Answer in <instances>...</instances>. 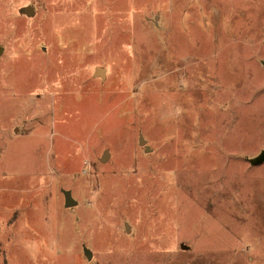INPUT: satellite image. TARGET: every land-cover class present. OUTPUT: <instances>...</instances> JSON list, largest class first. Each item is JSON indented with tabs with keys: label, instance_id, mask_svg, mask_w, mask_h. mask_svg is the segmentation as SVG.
Returning <instances> with one entry per match:
<instances>
[{
	"label": "rangeland",
	"instance_id": "1",
	"mask_svg": "<svg viewBox=\"0 0 264 264\" xmlns=\"http://www.w3.org/2000/svg\"><path fill=\"white\" fill-rule=\"evenodd\" d=\"M263 149L264 0H0V264H264Z\"/></svg>",
	"mask_w": 264,
	"mask_h": 264
},
{
	"label": "water",
	"instance_id": "2",
	"mask_svg": "<svg viewBox=\"0 0 264 264\" xmlns=\"http://www.w3.org/2000/svg\"><path fill=\"white\" fill-rule=\"evenodd\" d=\"M23 12L26 13L27 15H32V13L34 12V9L33 7H31L30 5L27 6V7H24L23 9ZM96 73H98L99 75H102L103 73V69H98L96 71ZM145 138L140 135L139 137V144L141 146H144L145 145ZM145 150L146 151H149L150 148L146 145L145 146ZM109 155V151L106 150L101 158V161H104L107 156ZM250 163L253 164V165H259V164H262L264 163V149L256 156L252 157L249 159ZM64 194H65V200H66V206H71V205H74V204H77V201H75L72 197V194H71V191L70 190H64ZM128 228V227H127ZM85 254L86 256L90 259L91 257V252L87 249H85Z\"/></svg>",
	"mask_w": 264,
	"mask_h": 264
}]
</instances>
